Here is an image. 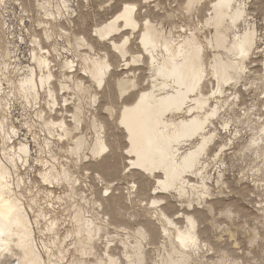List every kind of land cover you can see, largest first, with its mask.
<instances>
[{"label":"rangeland","instance_id":"1","mask_svg":"<svg viewBox=\"0 0 264 264\" xmlns=\"http://www.w3.org/2000/svg\"><path fill=\"white\" fill-rule=\"evenodd\" d=\"M125 1L41 0L39 6L36 0H0V103L4 124L0 136L4 138L3 148L16 163L12 187L16 194L20 192L32 221L36 220L33 227L37 242L43 241L47 246V258L55 264H80L81 261L94 264L98 259L101 264H108V254L115 257L111 264H126L120 243L127 239L123 235L124 227L133 233L144 222L158 224L157 210L162 209L169 218H178L180 227L185 225V214L198 218L199 242L198 247L191 248L193 256L189 264H264V0H234L233 11L239 9L242 15L225 32L209 28L204 22L215 0H149V3H142L140 19L149 18L155 29L161 27L160 30L172 35L173 39L178 33L190 38L189 34L194 31V41L210 57L224 51L209 47L206 35L213 40L227 36L228 44L244 33L253 39L252 49L243 61L242 75L226 83L218 98L219 111L206 125V131L214 134L210 151L203 154L198 166L185 177L189 185L183 186L184 194L160 189L153 176L146 181L141 175H131L135 166L131 165L122 133L113 119L108 120L106 106L113 104L116 109L120 106L112 103L115 99L111 94L113 84L132 71L140 74L147 84L150 72L145 64L141 59L131 63L129 57V66L124 58H114L110 53L113 48L108 38L118 40L120 32L94 44V52L76 45L78 37L95 39L94 30L118 14ZM45 29L51 35L46 40L42 36ZM122 29V34L129 32L127 27ZM33 34L41 35L44 52L53 46L59 50L50 58L54 76L51 85L41 79L34 60L35 53L41 52L34 43ZM136 37V33L131 35L128 44L130 56L134 58L140 54ZM95 53L103 58L107 55L110 64L103 68L98 81H92L83 72L82 56L87 54L93 58ZM228 57L238 59L233 55ZM65 60L72 62V69L64 67ZM207 79L204 95L215 90V82L210 76ZM60 81L67 89H56ZM77 81L82 83L79 90L75 87ZM18 87L22 92L19 93ZM52 87H55L54 95ZM24 94L30 103L25 102ZM52 95L56 99L54 105L49 103ZM126 97L127 94L119 103L123 100L127 103ZM210 105H214V101ZM75 108L81 110L82 127L73 133H83L89 141L93 136L92 116L108 120L106 135L112 141L116 139L119 146L118 156L107 160L108 164H115L113 174L97 167L91 156L84 159V152L80 153L79 160H82L77 164L76 158L68 154L72 138L49 134L37 116L40 110H45V119L51 115L54 119L65 117L69 121ZM179 116L189 119L185 111ZM199 141L192 138L183 143L179 148L180 156L194 150ZM109 151L106 149L98 160L109 156ZM46 159L49 163L68 167L71 184L42 181ZM203 183L208 188L202 191L204 196L198 198L191 194L201 191ZM153 198L163 199L156 204ZM114 201L121 208L122 216L112 221L113 216L107 208ZM79 206L102 224L100 232L93 237L90 251L85 253L74 244L72 215ZM52 219L55 227L51 232L45 226ZM81 235L87 236L84 231ZM131 241L129 238L126 243L132 246ZM168 244L166 235L150 234L143 243L146 256L140 264H172ZM40 252L45 253L42 248Z\"/></svg>","mask_w":264,"mask_h":264},{"label":"bare ground","instance_id":"2","mask_svg":"<svg viewBox=\"0 0 264 264\" xmlns=\"http://www.w3.org/2000/svg\"><path fill=\"white\" fill-rule=\"evenodd\" d=\"M36 1L40 2L38 3L39 6L42 5L41 0ZM148 1H125L124 7L118 14L103 26L94 30L95 39L78 37L76 45L77 47H85L89 52H94V44L102 43L113 33L120 32L121 35L118 40L114 37L108 38L113 48V50L110 49V53H113L114 58H124L127 62L126 65H129L130 62H139V59L145 64L147 71L150 72V80L147 84H144V79L140 74H135V71H132L130 75L126 74L113 84L111 94L115 99L112 103L120 104V106L117 109L113 104L106 106L108 120L113 119L116 127L122 133L127 146L126 150L130 155L131 165L135 166L131 175H141V177L146 178V181L149 176H153L157 179L160 189L164 191L177 190L178 193L184 194L183 186L189 185V181L185 177L198 166L203 154L207 155L210 151V143L213 141L214 134L206 131V125L208 122H212L219 111L220 99L218 100V98L223 94V87L226 83L236 80L242 75L244 70L243 61L252 49L253 39L248 33H244L228 44L226 41L227 36L225 39L221 36V33L222 38L218 37L219 39H214L215 41L206 35L209 47L215 46L219 51H224L221 52L222 54H214L210 57L203 47L194 41V31L189 34L190 38L178 33V36L173 39L172 35H166L161 31V27L159 30L155 29L154 23L152 24L150 22L152 20L149 21V18L145 19L143 16V19H140L142 3H149ZM233 1L215 0L212 5L210 3V13L204 20L205 25L209 28L212 26L216 30L224 29V32L234 26L240 19L242 11L239 9L233 11ZM187 2L191 1L187 0ZM228 20L229 25H226ZM122 27H127L129 32L122 34L124 31ZM134 33H136L137 45L140 50L138 51L140 54L136 58L130 56L132 53L128 45L131 41V35H134ZM42 36L45 40L51 38L46 29ZM33 37L35 39L34 43L40 48L41 52L34 55L39 74L42 80H46L51 85L54 76L50 58L53 57V53H58L59 50L56 49V46H51V50L47 49L44 52L41 35L33 34ZM94 55L93 58L87 54L82 56L83 72L88 74L86 76L92 81H98L102 76L103 68L105 66L109 67L110 64L107 61V55L106 58H103L99 53ZM229 55L236 56L238 59L230 60ZM129 57L130 62L127 60ZM64 67L67 70L72 69V62L65 60ZM208 76L215 82V90L210 91L208 95H204L203 89L209 82ZM81 84V81L75 83L77 90H79ZM54 88L52 87L53 95L55 93ZM56 89H67V86L60 81ZM18 91L19 93L22 92L21 87H18ZM125 94H127L126 101L128 102L124 103L123 100L119 103V100ZM53 95L50 97L49 103L54 105L56 99ZM106 98H110L108 94ZM24 99L26 103H30L26 94H24ZM211 101H214V105H210ZM64 102H66L65 99ZM1 109L0 103V132H3L4 124ZM49 110L51 111V108ZM183 111L189 115V119L179 116ZM80 113V108H75L69 121L65 120V117L54 119L51 115H48L45 119V110H40L37 116L43 121L49 134L57 133L59 138L65 139L67 136L72 138V147H68V154L71 158L72 156L76 158L77 164L82 160H79L80 153L84 152L82 157L88 159V156H91V161H94L96 166L101 167L100 169H103V171L110 174L116 172L115 164L110 165L107 163L108 158L113 159L119 154L116 139L112 141L106 135V127L109 126L108 120L92 116L90 126L93 136L89 141L88 138L86 139L82 135L83 133H73L81 130L82 118ZM192 138H198L199 143L194 150L180 156L179 148ZM120 139L122 140L119 137ZM3 146L4 138L0 136V264H55L47 258V246L42 243L43 241L37 242L33 227L36 220L32 221L27 206L25 207L23 200L20 199V192L16 194L12 187L13 174L17 171L15 170L16 163L14 158L6 153ZM108 148L110 150L109 156L104 157V159L102 157L99 161V156ZM47 160L45 162L46 169L41 176L42 181L49 184H52L53 181L71 184L69 168L53 164L54 162L49 163ZM16 178L18 177L16 176ZM142 186H144V183H142ZM200 189L201 191L191 192V194H196L198 198L204 196L202 191L208 189L206 184L203 183ZM71 191L73 192V190ZM161 199L163 198H153V202L157 204ZM120 209L115 201L111 205L109 204L107 211L113 216L112 221L122 216V210ZM157 211L158 224L151 221L144 222L136 227L133 233H129L128 229L124 227L125 233L123 235L127 238L126 241L129 238L133 240V242L131 241L132 246L123 239L120 241L122 256L126 264L142 263L146 256L143 243L150 234L157 235V233L166 235L169 239L168 248H171L169 257L172 264H189L193 256L191 248L198 247L199 242L198 218L192 214H185V225L180 227L178 218L174 216L169 218L162 209ZM72 216L75 226H73L74 244L80 252H88L91 249L93 237L100 232L102 224L96 220L97 217L90 216L89 211L80 206L75 208ZM54 225L55 221L52 219L45 227L52 232ZM83 231L85 235L87 234L86 237H82L81 233L83 234ZM41 248L45 251L43 255L40 252ZM108 255V264H111L115 257L112 258L110 254ZM101 263V259H98L94 264ZM80 264L86 263L81 261Z\"/></svg>","mask_w":264,"mask_h":264}]
</instances>
